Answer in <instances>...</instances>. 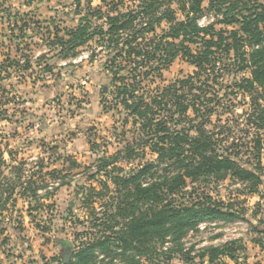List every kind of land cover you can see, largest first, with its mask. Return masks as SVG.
<instances>
[{"label": "rangeland", "instance_id": "rangeland-1", "mask_svg": "<svg viewBox=\"0 0 264 264\" xmlns=\"http://www.w3.org/2000/svg\"><path fill=\"white\" fill-rule=\"evenodd\" d=\"M25 1L0 0V264H56L60 253L65 255L59 240L79 251L106 226L110 203L116 202L108 173L133 174L156 155L141 143L139 124L119 104V82L101 90L112 77L106 48L91 40L65 59L56 57L60 45L53 41L54 34L64 35L77 25V0ZM87 4L104 6L101 0H80V9ZM202 8L200 25L232 29L219 22L221 15H215L209 0L202 1ZM92 21L102 24L104 18ZM166 28L162 22L155 32L163 34ZM231 54L233 62L236 56ZM231 67L237 69V63ZM193 70L178 55L151 85L169 84ZM249 77V69L237 70L232 78L227 71L210 77L221 99L218 113L223 123L244 124L233 112L247 110L250 98L235 85ZM127 145L135 148L130 157H125ZM102 155L109 165L97 171ZM261 162L264 165V153ZM100 180L108 181L109 192L101 189ZM205 186L213 198L233 202L240 217L203 222L180 240L158 242L154 255L139 256V264H264V186L250 193L229 177ZM191 187L189 183L187 191ZM120 228L122 224L115 230ZM226 243L235 259L222 256L209 263L199 256L207 246ZM111 246L108 253L95 249L89 264H124Z\"/></svg>", "mask_w": 264, "mask_h": 264}, {"label": "trees", "instance_id": "trees-1", "mask_svg": "<svg viewBox=\"0 0 264 264\" xmlns=\"http://www.w3.org/2000/svg\"><path fill=\"white\" fill-rule=\"evenodd\" d=\"M202 1L101 0L104 6L87 4L81 10L77 0V25L64 35L54 34L53 41L60 45L56 57L65 59L91 40L107 49L112 77L101 90L119 82V104L139 124L141 143L156 155L133 174L108 173L115 194L111 199L116 202L110 203L113 209L103 221L106 226L79 251L74 252L69 241L59 240L69 259L64 262L59 255L56 264H89L95 249L108 253L111 244L113 254L121 256L124 264H139V256L154 255L158 242L180 240L203 222L240 217L233 202L213 198L205 186L208 183L229 177L243 183L250 193L264 186V1L209 0L215 15H221L219 22L231 25L230 30L198 23ZM92 17L104 18V22L94 24ZM162 22L167 28L157 34L155 27ZM232 52L237 69L231 67ZM178 55L194 67L192 73L153 87V78ZM46 69L51 67L46 65ZM243 69L250 70V77L235 86L243 87L250 99L247 110L233 112L244 120L235 127L222 122L221 99L209 81L223 71L232 78ZM213 115H218L215 121ZM237 130L242 134L236 136ZM124 149L125 157H130L135 148L127 145ZM98 161L97 171L109 165L104 155ZM189 183L192 187L187 191ZM99 184L110 191L108 181ZM120 224L122 228L115 230ZM129 250L134 253L128 255ZM199 256L207 257L209 263L222 256L235 259L227 243L207 246Z\"/></svg>", "mask_w": 264, "mask_h": 264}, {"label": "water", "instance_id": "water-1", "mask_svg": "<svg viewBox=\"0 0 264 264\" xmlns=\"http://www.w3.org/2000/svg\"><path fill=\"white\" fill-rule=\"evenodd\" d=\"M62 251H64V252H65V255H64V254H62V253H60V255L62 256V258H63V261H64V262H67V261H68V259H69V254L67 253V249H64V248H62Z\"/></svg>", "mask_w": 264, "mask_h": 264}]
</instances>
